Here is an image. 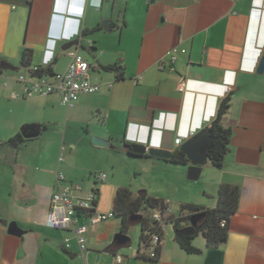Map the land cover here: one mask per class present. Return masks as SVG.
<instances>
[{
    "label": "crops",
    "instance_id": "obj_1",
    "mask_svg": "<svg viewBox=\"0 0 264 264\" xmlns=\"http://www.w3.org/2000/svg\"><path fill=\"white\" fill-rule=\"evenodd\" d=\"M82 2L0 0V60L7 65L0 70V264H115L117 255L121 264H264V74L257 73L264 0H102L99 7L95 0V6ZM77 38L92 67L89 81L100 91L80 96L70 108L56 94L22 98L17 77L28 69L20 64L22 53H31L30 66H42L53 55L50 68L63 73L69 63L63 47ZM110 66L120 68L121 79L103 69ZM180 78L187 82L183 94L177 90ZM227 95L222 126L231 132L229 151L221 169L207 161L202 167L205 187L197 203L213 209L220 185L239 188L225 243L211 249L199 235L192 242L199 253L187 254L167 226L159 257L150 260L139 251V240L128 250L131 241L123 247L114 242L122 231L118 217L88 229L83 253L71 232L46 227L51 196L66 184L80 186V197L94 190L95 212L112 213L127 173L172 165L147 154L130 157L124 141L179 150L215 118ZM24 126L36 135L10 147L7 141ZM92 137L108 145L94 146ZM97 173L106 180L98 182ZM12 222L21 236L8 233ZM77 223L87 220L78 217Z\"/></svg>",
    "mask_w": 264,
    "mask_h": 264
},
{
    "label": "trees",
    "instance_id": "obj_2",
    "mask_svg": "<svg viewBox=\"0 0 264 264\" xmlns=\"http://www.w3.org/2000/svg\"><path fill=\"white\" fill-rule=\"evenodd\" d=\"M97 30L98 28L93 30V32ZM30 57L31 53L29 51L22 53L20 62L22 67L29 68ZM103 69L117 73L118 78L121 79V70L117 66ZM43 74L51 75L53 71L50 67H47L41 70L38 75ZM230 101V96L227 95L219 102L215 118L201 131L208 132L207 162L214 169L222 168L225 156L229 151L231 132L222 126V118L230 107ZM32 129V127L24 126L17 135L7 141V144L12 148H18L27 141L26 136L31 135ZM133 146V144L126 141L123 143V149L128 156L141 158V156L132 154ZM160 160L177 166L190 165V161L180 149L169 153L167 159ZM239 196L238 187L222 184L217 191L215 208L206 209L194 204H181L177 213L172 212L167 218L162 217L160 222H155L153 218L148 219L143 216L141 214L142 210H150L153 214L159 211L163 214L166 207H169L168 204L161 199L150 197L144 190H140L133 196L128 188L123 187L116 191L112 214L114 217L121 219V232L123 234H127L129 228L135 223H139V250L146 249L154 235H158L160 240L163 241L164 229L169 226L173 231L174 242L182 251L187 254H198L199 250L192 246V242L199 235L205 239L207 247L211 249L218 248L226 242L230 235L231 218L238 209ZM200 214H204V217L199 220L195 227H191L190 218ZM131 217H136V219H131ZM222 224H224L223 227L221 226ZM161 225L164 226V229H161ZM159 253L160 248L156 252V259L159 257Z\"/></svg>",
    "mask_w": 264,
    "mask_h": 264
},
{
    "label": "built area",
    "instance_id": "obj_3",
    "mask_svg": "<svg viewBox=\"0 0 264 264\" xmlns=\"http://www.w3.org/2000/svg\"><path fill=\"white\" fill-rule=\"evenodd\" d=\"M98 1V7L102 0ZM94 0H89L90 6H95ZM69 41V40H68ZM69 63L65 72L53 73L51 75L43 74L38 75L39 72L47 67L53 60V55L43 62L42 66H30L27 69L25 76H18L17 82L22 85L21 97L30 99L36 96H48L56 94L60 98V103L65 108L72 107L82 95H93L100 91L98 85H94L89 81V74L91 72V65L84 60L79 53L77 47H71L65 51ZM176 60L175 52L173 51L170 57V71H173V64ZM162 69V66H159ZM264 74V73H263ZM187 82L185 79L180 78L177 90L179 93H185ZM16 98V95L12 96ZM128 142L138 143L136 139H127ZM182 142L181 138L174 140V145L179 146ZM145 152L148 151V146L145 143ZM61 162V159H59ZM98 182H104L106 175L103 173L94 174ZM59 182H64V176L61 173L57 174ZM81 187L74 184H66L59 186L50 199L49 210L46 215V227L54 230L71 232L74 236L75 242L78 246L79 252L86 251V233L89 228L95 227L97 224L105 222L113 217L112 213L101 214L95 212L96 192L92 190L85 197L77 196L81 193ZM172 213L169 207L163 214L159 211L155 212L152 216L155 222H160L163 218H167ZM83 217L87 220L86 225H79L77 218ZM222 227L224 224L221 225ZM164 226L161 225V229ZM166 228V227H165ZM162 241L158 235L152 236L148 247L139 250L146 258L150 260L156 259V252L161 247ZM64 249L69 248V240L65 239L63 242ZM115 264L122 263V257L117 255L114 257Z\"/></svg>",
    "mask_w": 264,
    "mask_h": 264
},
{
    "label": "rangeland",
    "instance_id": "obj_4",
    "mask_svg": "<svg viewBox=\"0 0 264 264\" xmlns=\"http://www.w3.org/2000/svg\"><path fill=\"white\" fill-rule=\"evenodd\" d=\"M167 166H169L167 167L168 169H165L164 171L154 169L152 172L139 171L136 173H127V175L120 180L127 185L126 188L130 190L133 196H135L140 190H144L149 196L167 199L169 206L174 213L179 211V206L181 204L198 205L197 203L203 200V188L205 187L204 182L207 169H204V172H201L198 180L190 181L186 177L187 167H179L178 169L176 166ZM206 166H210V164L207 162ZM177 170H183V175L175 173L178 172ZM141 214L148 219H152L153 213L150 210H142ZM168 228L167 233H171L172 228ZM127 234L131 241V246L125 247L124 249L128 250L139 240L140 225L137 224L132 226Z\"/></svg>",
    "mask_w": 264,
    "mask_h": 264
},
{
    "label": "water",
    "instance_id": "obj_5",
    "mask_svg": "<svg viewBox=\"0 0 264 264\" xmlns=\"http://www.w3.org/2000/svg\"><path fill=\"white\" fill-rule=\"evenodd\" d=\"M80 42H81V38H77L75 40L66 42V44L63 47V51H66L74 46L80 49L81 51H83L84 48L81 46ZM6 67L7 65L2 63L0 60V70ZM257 73L258 74L264 73V50L259 60V64L257 66ZM35 135L36 134H32L26 136V138L27 139L32 138ZM208 136L209 135L207 131L200 132L198 135L193 137L191 140L185 142L180 147V150L185 154L187 159L190 161V165L187 166V170H186V177L190 181H196L199 179L202 172V167L207 161ZM91 143L92 145L97 147H106L108 145V142H104L96 137L91 138ZM132 154L137 156H144L145 154H147L149 157H154L158 159H167L169 152L151 147L148 149L147 152H145L144 146L135 145L132 147ZM203 217L204 214L191 217L190 218L191 227H195L199 222V220L202 219ZM131 219H136V217H131ZM8 233L16 236H21L24 232L18 228L16 223L12 222L8 225ZM129 241L130 239L122 232L118 233L114 237V242L121 247L126 246Z\"/></svg>",
    "mask_w": 264,
    "mask_h": 264
},
{
    "label": "clouds",
    "instance_id": "obj_6",
    "mask_svg": "<svg viewBox=\"0 0 264 264\" xmlns=\"http://www.w3.org/2000/svg\"><path fill=\"white\" fill-rule=\"evenodd\" d=\"M83 7H85V5H87L88 3H89V1L88 0H83ZM52 53V52H51ZM132 140V139H131ZM131 143V142H130Z\"/></svg>",
    "mask_w": 264,
    "mask_h": 264
}]
</instances>
